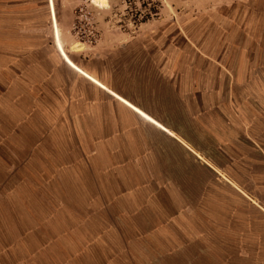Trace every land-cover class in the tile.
<instances>
[{"label": "crops", "instance_id": "crops-1", "mask_svg": "<svg viewBox=\"0 0 264 264\" xmlns=\"http://www.w3.org/2000/svg\"><path fill=\"white\" fill-rule=\"evenodd\" d=\"M57 2L37 11L33 0H0V264L44 262L41 243L24 252L11 242L42 233L36 203L25 205L21 179L10 177L11 139L31 121L41 137L75 121L88 133L74 135L106 143L150 132L129 162L154 171L146 210L157 221L132 238L130 264H187L188 247L204 264H264V51L192 48L186 29L179 46L111 29L72 51Z\"/></svg>", "mask_w": 264, "mask_h": 264}, {"label": "rangeland", "instance_id": "rangeland-1", "mask_svg": "<svg viewBox=\"0 0 264 264\" xmlns=\"http://www.w3.org/2000/svg\"><path fill=\"white\" fill-rule=\"evenodd\" d=\"M33 1L34 8L43 11L44 0ZM154 1H158V11L146 19L149 0H58L56 15L72 51L96 44L100 34L111 29L131 37L143 33L154 34L156 40L168 37L176 46L182 42L177 35L186 29L197 40L192 48L196 45L217 53L264 51V0ZM58 45L62 49L59 36ZM17 124L11 123V128ZM57 125V137H41V128L36 129L39 122H27L21 128L26 136L11 139L12 185L14 179H21L25 205L31 207L34 201L43 220L42 233L12 234L11 242L21 240L27 247L24 252L29 243H41L43 264H70L72 260L74 264H101L119 253L124 259L117 264H130L132 238L137 240L142 236L140 228L157 221L146 210V174L152 177L154 171L147 169L145 160L129 162L142 143L151 140L150 132L142 128L139 139L135 134L106 143L97 136L74 135L88 133L73 130L82 122ZM11 198H15L13 192ZM26 211L34 214V210ZM121 244L123 249L115 250ZM184 252L187 264H204L196 250L188 247Z\"/></svg>", "mask_w": 264, "mask_h": 264}, {"label": "trees", "instance_id": "trees-1", "mask_svg": "<svg viewBox=\"0 0 264 264\" xmlns=\"http://www.w3.org/2000/svg\"><path fill=\"white\" fill-rule=\"evenodd\" d=\"M149 2H151V4L148 7L149 10L146 13L147 16L145 17V19L148 17V15H150L152 13H156L158 11V9H157L158 8V1L152 2V0H149ZM143 4H145V3H143Z\"/></svg>", "mask_w": 264, "mask_h": 264}]
</instances>
